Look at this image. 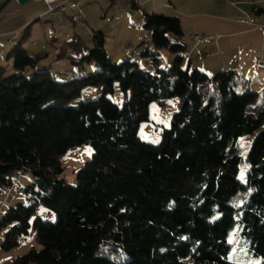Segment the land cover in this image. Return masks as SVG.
Wrapping results in <instances>:
<instances>
[{
  "label": "trees",
  "instance_id": "1",
  "mask_svg": "<svg viewBox=\"0 0 264 264\" xmlns=\"http://www.w3.org/2000/svg\"><path fill=\"white\" fill-rule=\"evenodd\" d=\"M145 27L156 48L176 54L169 68L114 62L102 31L94 32L88 53L79 36L60 45L58 58L99 67L65 81L36 69L47 53L31 55L22 42L9 52L17 73H0V186L10 193L24 171L35 181L25 188L32 201L0 219V233L13 224L3 248L29 234L40 204L56 214L55 221L36 218L42 248L12 264H233L228 237L237 223L252 252L264 256V88H246L235 69L210 76L189 61L185 66L179 52L186 43L170 44L166 34L183 35L179 16L146 12ZM117 84L121 106L109 98ZM88 87L98 97L74 104ZM177 96L179 109L161 141L142 139L150 104L164 106ZM255 132L245 154L239 138ZM83 144L94 153L71 184L59 177L61 157Z\"/></svg>",
  "mask_w": 264,
  "mask_h": 264
},
{
  "label": "rangeland",
  "instance_id": "2",
  "mask_svg": "<svg viewBox=\"0 0 264 264\" xmlns=\"http://www.w3.org/2000/svg\"><path fill=\"white\" fill-rule=\"evenodd\" d=\"M73 1V0H70ZM80 8H75L76 12L71 14H83L85 20H80L78 23L69 24L66 23L65 27L53 28L47 19L54 18L50 14H47V5L44 7V15L42 21H37L32 30V35L29 37L25 46L37 48L39 47L43 53H47L46 57H43L37 63L36 69L48 68L52 71L55 78L59 81H65L72 77H79L94 73L98 70V66L94 63H84L83 67L78 63L73 62L70 58L57 57L55 47L63 44V40H71L75 36L81 39V51L82 53H88L94 47V32L102 31L105 37V48L108 55L114 62H123L125 60H131L137 62L141 68L162 67L169 68L176 57V54L169 48H156L152 43V30L145 27V13H152L155 6V2H161L164 0H76ZM74 1V2H76ZM178 8H182L183 11L188 13H196L197 21L195 26L198 29H203L208 20L216 19V17L233 16L235 13L224 11L222 8L225 5H229V0H175ZM164 2L169 5V1ZM229 3V4H227ZM170 14L164 13V9L159 10V13L167 15H178L183 21L182 24V36H177L175 33L168 31L167 38L170 44L179 43L181 41L187 43V46H192L190 37L191 34L199 33L198 31H191L194 27L192 19L184 18V16L173 12V9L169 8ZM181 10V9H179ZM181 10V11H182ZM182 11V12H183ZM254 17L258 18L255 13ZM72 16V15H71ZM220 19V18H217ZM54 34L60 40H56L55 43L50 42V37ZM200 34V33H199ZM45 35H48L45 37ZM202 35V34H200ZM203 36V35H202ZM204 37V36H203ZM193 42V41H192ZM131 44L130 51L134 50L135 53H130L127 49ZM194 46L198 45L193 42ZM37 50V49H35ZM148 51L149 54L143 55L141 52ZM155 52L154 55L150 54ZM80 53V54H82ZM29 54H37L36 51H30ZM69 54L74 55L73 50H70ZM153 57H158L159 62L154 63ZM189 61L188 56L184 57V65L187 66ZM194 66L191 67L193 69ZM4 69L3 77L10 76L17 73L13 68L12 59L9 57V53H0V73ZM263 67L256 65V70L260 71ZM34 70L27 71L26 76L29 77ZM252 75L244 79L245 87L256 91V87L251 85ZM98 97V91L94 87L85 88L82 94L77 99L73 100L74 104H78L85 100L96 99ZM116 104L122 105L125 100V96L120 86L117 84L115 92L109 95ZM260 99V95H259ZM180 97H173L167 101V104L162 106L158 102H152L149 106V120L141 123L139 128V135L142 139L158 144L161 141L162 132L165 128H170L171 120L180 106ZM256 135L255 133L247 134L239 138V144L243 148L246 154L250 148L251 142ZM94 153V148L89 144H83L76 148L68 150L62 157V165L64 170L59 174L60 178L65 179L71 184H77V176L80 169L84 166ZM248 167L243 166L239 172V178L244 180L246 177ZM35 181V177L32 172L24 171L19 173L15 177V184L13 190L9 193L8 189L0 186V219L11 208L18 204H28L32 201L30 199L31 192L25 190L26 187L32 185ZM12 200L10 201V199ZM9 200V201H7ZM8 202V203H4ZM3 203L4 206H1ZM6 204V205H5ZM37 217H41L44 220L55 221L56 214L49 208L39 205L37 215L31 219V228L29 234L21 238V243L11 250H5L2 246L5 234L13 227V224L9 225L0 233V264H12L15 259L28 252L30 249L35 248L37 250L42 248V245L37 239V234L33 229L34 221ZM242 224L237 223L234 229L231 231L228 237V244L230 246L227 258L233 264H261L264 262V256L256 255L249 247V241L241 234Z\"/></svg>",
  "mask_w": 264,
  "mask_h": 264
},
{
  "label": "crops",
  "instance_id": "3",
  "mask_svg": "<svg viewBox=\"0 0 264 264\" xmlns=\"http://www.w3.org/2000/svg\"><path fill=\"white\" fill-rule=\"evenodd\" d=\"M164 1L155 2L153 13H159V10L164 9L167 11L164 13L170 14L169 8L173 9L176 14L179 11L184 18L193 20L194 27L191 31L196 30L204 36V40L196 46L190 37L192 43L190 49L186 43L184 50L186 55L183 57L188 56L191 67L194 66L210 76L227 69L237 70L243 79L252 75L251 85H254L256 91L261 93L264 88V64H258L257 59L264 60V30L249 23L247 17L249 12L255 13L254 8L264 9V0H229L230 4L227 3L229 5L222 8L235 15L208 20L201 30L195 26L196 13H188L178 8L177 3H174L175 0H168L169 5ZM45 5L44 0H31L24 4H20L17 0H0V53H9L20 42L28 52L43 53L39 47H33L32 50L31 47L25 46V43L32 35L36 22L42 21V17L47 14L54 17L47 19L54 29L65 27L66 23H76L72 22L71 15L73 14L71 13L76 12L77 8H67L61 13L44 15ZM182 21L181 19V27ZM25 35L27 38L23 40ZM56 40L60 39L52 34L50 42L53 44ZM55 49L58 51L59 47L56 46ZM256 65L262 66L263 69L257 71Z\"/></svg>",
  "mask_w": 264,
  "mask_h": 264
},
{
  "label": "built area",
  "instance_id": "4",
  "mask_svg": "<svg viewBox=\"0 0 264 264\" xmlns=\"http://www.w3.org/2000/svg\"><path fill=\"white\" fill-rule=\"evenodd\" d=\"M44 1L47 5V13H61V12H64L67 8H74V6H79V4L77 2L70 1V0H44ZM73 16H80V17H82V20L85 19L83 14H74L71 16V18ZM249 23L256 25V26H258L264 30V15L258 16V18H256V17H254L253 14H250L249 15ZM191 40L195 44H199L204 40V37L202 35H200L199 33H194V34H191ZM128 46H129V47H127L128 51L130 53H135L134 50L130 51V48H131L130 43ZM179 54L180 55H186V52L180 51ZM257 63L262 65V64H264V60L262 58H258ZM4 203H8V202H4Z\"/></svg>",
  "mask_w": 264,
  "mask_h": 264
},
{
  "label": "bare ground",
  "instance_id": "5",
  "mask_svg": "<svg viewBox=\"0 0 264 264\" xmlns=\"http://www.w3.org/2000/svg\"><path fill=\"white\" fill-rule=\"evenodd\" d=\"M74 8H80V7L79 6H74ZM71 20H72V22H78V21L82 20V17H80V16H73L71 18Z\"/></svg>",
  "mask_w": 264,
  "mask_h": 264
},
{
  "label": "water",
  "instance_id": "6",
  "mask_svg": "<svg viewBox=\"0 0 264 264\" xmlns=\"http://www.w3.org/2000/svg\"><path fill=\"white\" fill-rule=\"evenodd\" d=\"M20 4H24V3H26V2H28V1H31V0H17Z\"/></svg>",
  "mask_w": 264,
  "mask_h": 264
}]
</instances>
